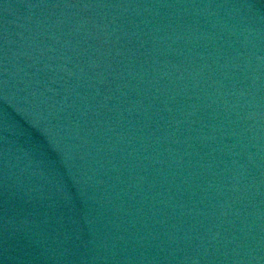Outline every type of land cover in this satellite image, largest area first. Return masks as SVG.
I'll use <instances>...</instances> for the list:
<instances>
[{"label": "water", "instance_id": "water-1", "mask_svg": "<svg viewBox=\"0 0 264 264\" xmlns=\"http://www.w3.org/2000/svg\"><path fill=\"white\" fill-rule=\"evenodd\" d=\"M0 264H264V0H0Z\"/></svg>", "mask_w": 264, "mask_h": 264}]
</instances>
